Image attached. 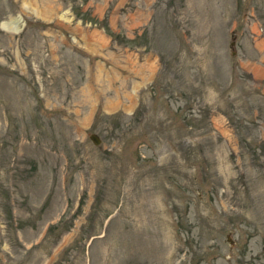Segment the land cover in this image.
<instances>
[{"label":"rangeland","instance_id":"rangeland-1","mask_svg":"<svg viewBox=\"0 0 264 264\" xmlns=\"http://www.w3.org/2000/svg\"><path fill=\"white\" fill-rule=\"evenodd\" d=\"M0 264H264V0H0Z\"/></svg>","mask_w":264,"mask_h":264},{"label":"trees","instance_id":"trees-1","mask_svg":"<svg viewBox=\"0 0 264 264\" xmlns=\"http://www.w3.org/2000/svg\"><path fill=\"white\" fill-rule=\"evenodd\" d=\"M97 21H98L97 19L93 20V22H94L95 24H96ZM101 28H103L104 31H105L108 35H110L111 37H113L115 40L122 41L123 43H127L126 41H129V39H127V40H120V39H119V35L115 34V33H114L113 31H111V29L109 28L108 23H107V20H104V23L102 24ZM101 115H103V116H104L105 118H107V119H111V118H116V116L118 115V113L113 114V115H105V114H101ZM97 116H98V115H97ZM134 116H135V113H134ZM95 120H96V118H95ZM94 122H95V121H94Z\"/></svg>","mask_w":264,"mask_h":264},{"label":"bare ground","instance_id":"bare-ground-1","mask_svg":"<svg viewBox=\"0 0 264 264\" xmlns=\"http://www.w3.org/2000/svg\"><path fill=\"white\" fill-rule=\"evenodd\" d=\"M19 24H20L19 20L16 21L15 19H14V22L9 23V25L11 26L10 28L14 29V31H19L20 30L21 26Z\"/></svg>","mask_w":264,"mask_h":264},{"label":"water","instance_id":"water-1","mask_svg":"<svg viewBox=\"0 0 264 264\" xmlns=\"http://www.w3.org/2000/svg\"><path fill=\"white\" fill-rule=\"evenodd\" d=\"M89 138L93 141L94 144L100 143V139L98 138V136L96 134H90Z\"/></svg>","mask_w":264,"mask_h":264}]
</instances>
